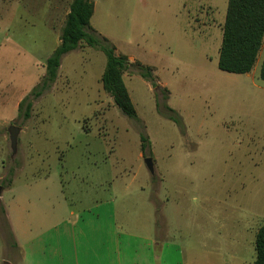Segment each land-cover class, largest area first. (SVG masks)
I'll use <instances>...</instances> for the list:
<instances>
[{"label": "rangeland", "instance_id": "rangeland-1", "mask_svg": "<svg viewBox=\"0 0 264 264\" xmlns=\"http://www.w3.org/2000/svg\"><path fill=\"white\" fill-rule=\"evenodd\" d=\"M93 1L91 26L150 65L159 87L131 66L124 82L137 117H127L102 87L105 54L81 43L20 108L59 44L69 1L51 11L47 0H0V264H21L14 199L59 195L74 211L109 196L141 204L139 217L146 207L154 219L156 208L159 234L180 243L184 264H252L264 222V39L252 70L230 73L217 65L227 0Z\"/></svg>", "mask_w": 264, "mask_h": 264}, {"label": "crops", "instance_id": "crops-1", "mask_svg": "<svg viewBox=\"0 0 264 264\" xmlns=\"http://www.w3.org/2000/svg\"><path fill=\"white\" fill-rule=\"evenodd\" d=\"M47 4L53 11L67 0ZM57 199H40L43 205L14 199L12 232L21 264H184L180 243L159 234L156 208L153 219L146 207L139 217L141 204L133 200L119 205L114 197L98 198L74 211L63 206L61 195ZM27 209L36 213L29 222L22 217Z\"/></svg>", "mask_w": 264, "mask_h": 264}, {"label": "trees", "instance_id": "trees-1", "mask_svg": "<svg viewBox=\"0 0 264 264\" xmlns=\"http://www.w3.org/2000/svg\"><path fill=\"white\" fill-rule=\"evenodd\" d=\"M94 12L93 0H71L69 10L59 33V44L45 60V71L31 94L20 102L30 109V98H38L48 89L58 76L62 56L75 50L81 43L100 49L106 56L101 75L103 89L109 93L121 113L136 118L137 112L124 82V73L136 66L138 74L158 88L156 75L150 65L137 60L131 61L126 54L117 53L115 45L98 33L90 24ZM264 39V0H227V8L219 48L218 68L230 73H249L254 67ZM259 77L264 80V56ZM167 92V89H163ZM167 96H164L166 99ZM159 105V103H158ZM167 118L178 125L182 124L176 111L165 105ZM27 113L25 115L27 116ZM142 139V140H141ZM141 147L146 143L145 135H140ZM255 259L252 264H264V222L258 228L255 241Z\"/></svg>", "mask_w": 264, "mask_h": 264}, {"label": "water", "instance_id": "water-1", "mask_svg": "<svg viewBox=\"0 0 264 264\" xmlns=\"http://www.w3.org/2000/svg\"><path fill=\"white\" fill-rule=\"evenodd\" d=\"M20 130V127L18 126H15V125H11L9 128H8V131H9V138H10V143H11V147L13 149V151L15 150V146H16V140H17V135H18V132ZM149 171L151 173L154 172V167H153V161H152V158L151 157H146L144 159Z\"/></svg>", "mask_w": 264, "mask_h": 264}, {"label": "bare ground", "instance_id": "bare-ground-1", "mask_svg": "<svg viewBox=\"0 0 264 264\" xmlns=\"http://www.w3.org/2000/svg\"><path fill=\"white\" fill-rule=\"evenodd\" d=\"M142 140V139H141Z\"/></svg>", "mask_w": 264, "mask_h": 264}]
</instances>
